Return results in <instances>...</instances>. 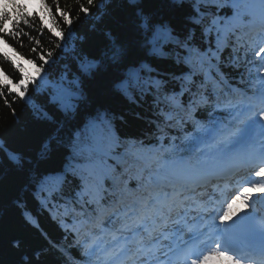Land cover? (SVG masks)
<instances>
[{
	"label": "trees",
	"instance_id": "16d2710c",
	"mask_svg": "<svg viewBox=\"0 0 264 264\" xmlns=\"http://www.w3.org/2000/svg\"><path fill=\"white\" fill-rule=\"evenodd\" d=\"M228 1L0 0V264L94 263L106 222L87 216L117 193L102 166L139 194L170 136L194 157L193 127L258 83L241 37L258 14L229 21ZM123 142L134 161L100 153Z\"/></svg>",
	"mask_w": 264,
	"mask_h": 264
},
{
	"label": "snow or ice",
	"instance_id": "6c2138e0",
	"mask_svg": "<svg viewBox=\"0 0 264 264\" xmlns=\"http://www.w3.org/2000/svg\"><path fill=\"white\" fill-rule=\"evenodd\" d=\"M72 95L58 93L66 109L74 107ZM253 175L255 179L248 180L242 188L235 190L223 214L215 219L198 210V206L209 201V197H215L212 190L208 188L205 191V187L199 185L187 187L182 221L184 227L160 248L156 257L158 264H174L173 257L181 254L182 264H264V241L255 245L241 240L231 247L220 242L222 233L228 231L243 235L259 230L264 236V213L257 210L254 220L248 218L253 212L254 198L264 199V173ZM232 247L238 249L239 254ZM175 264H181V261L177 260Z\"/></svg>",
	"mask_w": 264,
	"mask_h": 264
},
{
	"label": "bare ground",
	"instance_id": "6f19581e",
	"mask_svg": "<svg viewBox=\"0 0 264 264\" xmlns=\"http://www.w3.org/2000/svg\"><path fill=\"white\" fill-rule=\"evenodd\" d=\"M263 3H264V0H262ZM248 152H251V157L252 159H255V155L253 154V150H248ZM208 156V155H207ZM244 160V158L238 154V153H234L232 154L231 157H228V158H225L223 159L221 157V160L220 162H212V161H201L200 163V166H197L199 170V174L198 173H195L193 170H195V168L192 169V171L190 172L189 175H186L184 177H182V179L180 180L181 183L183 184H186V186H191V185H199V186H206L208 184H211V186H214V181L218 184H221L222 180L219 179V178H216V176L213 174L215 170H218V169H225V170H232L233 172L235 170H237L239 168V172L237 175L241 174L240 176L237 177L236 180H234V178H232V182L234 184V186H229V187H225V188H218L217 191L221 194V195H225L227 193H231L234 194L235 190L239 189L238 188V181H241L243 178L242 175L245 171H247V169H242L241 167V162ZM211 165V166H210ZM208 166H210L208 168ZM218 180H221V181H218ZM224 183H222L223 185ZM217 192H215L214 194H216ZM230 195V197H231ZM216 197H209V201H205L204 203L208 206H211L213 204H216L218 202H220V200L222 199L221 196L220 199L217 201L216 200ZM230 197L228 198V200L225 201V203L222 205V209H220V213L223 214V211L225 209V207L227 206L228 202H229V199ZM182 199L185 200V195L182 197ZM260 198H254V202H257ZM163 202L164 204L166 203V200L165 198L163 199ZM204 203L200 204V205H203ZM167 208V207H166ZM147 215V213H146ZM157 230V223L154 222L153 224H151L149 226V229L147 230V234L141 239L140 242H148L150 240H152L153 238V233ZM166 237L163 236L161 240H164ZM161 241L159 240V243ZM149 253L153 254V253H156V251H158V249H156V247H149L148 249Z\"/></svg>",
	"mask_w": 264,
	"mask_h": 264
},
{
	"label": "rangeland",
	"instance_id": "374dc122",
	"mask_svg": "<svg viewBox=\"0 0 264 264\" xmlns=\"http://www.w3.org/2000/svg\"><path fill=\"white\" fill-rule=\"evenodd\" d=\"M241 5H243V6H241ZM227 6L229 7V11L234 15L235 19H237V20H240L241 14L247 13V9L255 10L256 12H258L259 15L261 14L262 16H264V3L262 0H229V2L227 3ZM227 18L230 19V16H228ZM261 24H262V26H260ZM254 28L263 30L262 34L264 35V23H263V21H256ZM246 31L248 32V35L250 33L252 34L251 30H249V29L248 30L246 29L245 32ZM247 32H246V34H247ZM245 41L248 42L249 38L246 37ZM261 46H264V40H263V43L261 44ZM263 110H264V107H263ZM260 113H263V111H260ZM253 114L255 116L258 114V112H257V114H255L253 111ZM168 142H169V150L176 151L179 148L177 141L175 139H173L172 137L169 138ZM122 145L124 147H126L125 149H128L126 151V152H128L126 156L130 157L131 155L129 154V151H130L129 149L134 150V148L132 149L129 146V143H127V142H123ZM203 160L206 161L205 159H203ZM200 163L198 164V166H200ZM181 164L182 163L180 160L166 161L164 163V166L167 169H169L170 172L174 174V176H178L179 179L181 180L182 177H184L186 174L189 175L193 169V168L188 167L186 165L182 166ZM177 166H181V167L177 168ZM121 191H123V190H121ZM89 218H91V216H89ZM140 231H141V227L138 228V226H137V230L133 234H128L127 233L128 231H125V232H126L127 236H129V238L132 236H133L132 238H134V237L139 236ZM127 238L128 237H126L125 240H123V242L121 244H124ZM133 240L134 239H132L131 241H133Z\"/></svg>",
	"mask_w": 264,
	"mask_h": 264
}]
</instances>
